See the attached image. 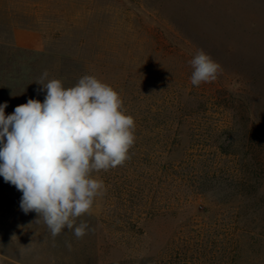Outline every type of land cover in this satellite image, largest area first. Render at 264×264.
Returning <instances> with one entry per match:
<instances>
[{"label": "rangeland", "instance_id": "obj_1", "mask_svg": "<svg viewBox=\"0 0 264 264\" xmlns=\"http://www.w3.org/2000/svg\"><path fill=\"white\" fill-rule=\"evenodd\" d=\"M200 50L222 71L193 86ZM45 70L65 87L110 85L136 140L123 166L93 173L105 190L76 220L83 238L53 237L0 176V264H264V203L238 186L253 174L214 150L231 122L241 143L264 137V0H0L6 115L43 102Z\"/></svg>", "mask_w": 264, "mask_h": 264}, {"label": "clouds", "instance_id": "obj_2", "mask_svg": "<svg viewBox=\"0 0 264 264\" xmlns=\"http://www.w3.org/2000/svg\"><path fill=\"white\" fill-rule=\"evenodd\" d=\"M193 86L210 83L222 71L200 50L190 60ZM35 82L46 91L43 102L28 99L6 115L0 104V176L22 193L21 210L37 213L53 237L67 228L76 238L89 230L76 220L90 214L105 185L93 173L123 166L134 146L135 120L119 94L92 75L65 87L47 79ZM45 80L47 82L45 83Z\"/></svg>", "mask_w": 264, "mask_h": 264}, {"label": "trees", "instance_id": "obj_3", "mask_svg": "<svg viewBox=\"0 0 264 264\" xmlns=\"http://www.w3.org/2000/svg\"><path fill=\"white\" fill-rule=\"evenodd\" d=\"M27 77L29 78L30 76H20L14 80L18 84L23 78L26 79ZM21 90H23V88ZM190 117V114L184 113V118L180 119L181 121H185ZM216 131H218V135H216V142L214 145L215 152L222 158L221 160H225L227 157L237 158V160L234 161H237L235 168L236 165L239 166L240 163L241 171L245 173V176L248 177L251 171V174H253L252 177L246 178L238 184V186L255 188L253 202L255 200L254 203H264V137L262 138L257 132H254L253 137L256 138L258 144L252 143V141L248 144L246 142L241 143L243 141L244 129L237 122L233 126L231 122L225 129L218 127ZM254 152L256 154H254ZM244 153L248 154L247 158L244 159L243 157L239 159ZM255 205L257 206L259 204Z\"/></svg>", "mask_w": 264, "mask_h": 264}]
</instances>
